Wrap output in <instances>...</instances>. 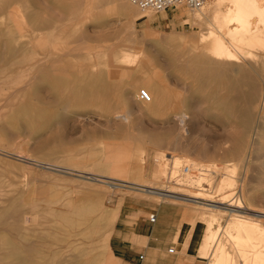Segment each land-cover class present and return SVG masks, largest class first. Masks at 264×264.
<instances>
[{
	"label": "rangeland",
	"instance_id": "obj_1",
	"mask_svg": "<svg viewBox=\"0 0 264 264\" xmlns=\"http://www.w3.org/2000/svg\"><path fill=\"white\" fill-rule=\"evenodd\" d=\"M208 1L203 11L218 0ZM206 19L198 23L185 8L145 12L129 0H0V264H124L110 239L125 210L146 208L149 220L161 204L196 225L198 264H210L201 251L207 233L230 214L182 194L206 189L208 200L225 203L218 187L236 169L233 202L243 198L242 209L264 213V66L223 74L179 59L173 46H199ZM141 47L133 72L116 78L109 66L96 67L106 62L101 52L121 53L123 63V51ZM142 88L151 102L139 100ZM174 156L190 162L178 171ZM202 172L209 182L200 184ZM102 176L137 182L130 186L138 190H114ZM170 189L177 198L161 195Z\"/></svg>",
	"mask_w": 264,
	"mask_h": 264
},
{
	"label": "bare ground",
	"instance_id": "obj_2",
	"mask_svg": "<svg viewBox=\"0 0 264 264\" xmlns=\"http://www.w3.org/2000/svg\"><path fill=\"white\" fill-rule=\"evenodd\" d=\"M130 3H131V1H130ZM203 7L201 9H199V10H195L194 11L195 17H196L198 23H200L201 20L204 19L205 16L207 18L206 19L207 21L205 23L206 24V31L207 32L202 33V35L200 36V38H199V46H195V47L191 48L192 46L189 47V42H186L185 40H181V39L180 40L183 41V43H185V44H183L181 42L180 44L178 43V45H176L174 43V41L177 43L179 40L178 39L174 40L175 38L174 39H172V38L170 39L171 40L170 42H172V43H174L176 45L175 47L173 45L172 46H173V49L175 48V51L177 52V54L180 55L182 53V55L180 56L179 59H181V60L182 59H185V60L187 59L186 61H189L190 64L191 63H197L199 65H202L203 64V66L204 65H208V66L212 67L213 69H215V71H217L218 73H223V74L226 73V72H232L236 68H241V69L242 68H244V69H248V68H250V69H256V68H258L260 66H264V0H218L216 2V4L213 5V7H211V9L208 7L209 9H208L207 12L206 11H203ZM16 16H15V18H16ZM20 21H21V19H20ZM51 22H54V21L51 20ZM51 22L48 21V23H51ZM57 22H60V21H57ZM61 23H63V22H61ZM73 25H75L77 27L76 24H73ZM70 26H72V25H70ZM49 27H50V25H49ZM49 27L47 25V28H49ZM43 28L44 27H42V29ZM74 30H77V29H74ZM34 34H36V33H34ZM70 35H72V34H70ZM36 40H37V38H36ZM68 40H70V39H68ZM176 47H177V49H176ZM141 48L143 49V47H141ZM142 49L139 50V51H137V52H132V51L131 52L130 51L127 52V51H123L124 53H122V54L125 55V56L122 57V58L125 59V61L123 63H120V60H119L121 58V53L120 54L119 53H115L113 55H109V53L101 52V53H99V59H100V61L105 60L106 62L105 63H100L96 67L97 68L98 67L99 68H102L103 66H105V67L106 66H109L106 69L107 72L109 74H112V75L115 74L116 78H118L117 76L120 77L121 75L130 73L131 71L133 72L132 66L135 65V63L137 62V60H138L139 57H141V56L144 55V52L145 51H144V49L143 50ZM130 54H132V55H130ZM111 57H112V61L113 62L110 61V58ZM148 62L150 63L151 61H148ZM189 63H187L188 64L187 67H189ZM150 64H152V63H150ZM186 65H184V66H186ZM190 66L193 67V64L190 65ZM192 67H190L189 69H191ZM144 68L146 69L147 67H144ZM148 69H149V67H148ZM149 70L151 71V69H149ZM149 70L147 72L150 73ZM146 71L144 72L143 70H140V69L138 70L137 69L135 72L139 73V75H141V74L144 75L146 73ZM202 77H203V75H202ZM13 78L14 77H12V79ZM27 78H28V76H27ZM208 78H209V76H208ZM30 80H32V79H30ZM147 84L152 87L153 86V80L151 82L148 81ZM263 87H264V85H263ZM254 88H255V86H254ZM98 92H96V93H92L91 92L92 94L89 95L90 101L93 102L94 104H96V100H97V97H98V94H97ZM104 94H105V96H107L108 93L104 92ZM244 94H246V91H245ZM247 94H249V93H247ZM253 95H255V93ZM252 96H251V98H252ZM68 103L66 105H69L70 104V103L69 104ZM246 104H244V105H246ZM260 105H261V103H260ZM70 107H71V105H70ZM65 108H67V107H65ZM257 109H258V106H257ZM66 110H68V109H66ZM131 111L129 110L128 112L125 113V116H124L125 119L130 120V116H132V115L129 112H131ZM185 118H186L185 115H182L181 116V120L182 121H184ZM159 157H160V155H159ZM186 157L187 156H185V157H183V156H174L172 158V162H173L174 168L176 170L178 169V171H179L180 164L181 165L182 164H186L187 165V163L190 162L187 159L188 157L187 158ZM203 164L204 163H202V165ZM210 164L212 166L213 163H210ZM189 165H188L187 168L186 167L184 168V171H185V175L186 176L189 175L188 173H189V171L192 168ZM192 165H193V162H192ZM236 166H238V165H236ZM162 167H164V166H162ZM205 167H207V165ZM238 167H240V166H238ZM238 167H236V168H238ZM233 168H231V169H233ZM238 169L240 170V168H238ZM162 171L164 172V170H162ZM232 171H236V172L226 173V174L224 172L225 175L222 176L223 179L221 181L220 186L218 187L219 188V192L222 193L223 191H226V193H227L223 197V200L224 201L227 200L225 203H219L218 204V203H215V202H213L211 200H208V197L210 196V194H208V192H206V189L203 190L204 192L201 191V190L200 191H192L190 195H189V193H188V195L182 194L183 195V197L181 196L182 197V200H186V201L188 200L190 202H194V203H196V204H198L200 206L208 207V208H210V207L215 208V207L221 206V208L225 209V211L230 214V218H229L230 220L228 221V223L225 225L224 228H221L219 226L218 228H214L213 229V223H215V222L218 221V219L215 218L213 220V222H212V227L210 228V230L207 233V237H206L204 246L202 247L201 251H202V254L204 256H207V258H209L210 264H264V225L262 224V220H263L262 218H264V213H260V212H257V211H254V210L248 209V208L242 209V207H246L243 198L240 199L238 197L233 202V200L235 198V194L237 193V192L235 193V190H234L236 188L235 176L237 174V169L236 170H232ZM229 172H231V170ZM185 175H184V178H185ZM207 175H209V173ZM195 178L196 177H194V179ZM205 178L207 179L208 177H206L204 175V172L200 173V177H199L200 184H202L201 182H203ZM102 179L106 180L108 182V184H109V187L113 188L114 190H115V188H118V187H125V188L127 187V188H133L135 190H138L137 188L131 187L132 186L131 184L138 185L137 182H130V185H131L130 186V185H128L129 184V181H126V180L124 181V180H119L117 178L105 177V176H102ZM180 180H181V178H180ZM187 180H182V182L183 183L184 182L186 183ZM206 181L209 182V179H207ZM161 195L164 198H177L174 195L172 189L167 190L166 193L161 194ZM209 199H210V197H209ZM229 201H231L232 204H231V202L228 203ZM224 204H227V206H225ZM228 204H230V205H228ZM88 208L86 207V209H88ZM95 208H96V206H95ZM91 210H89V211H91ZM74 211H77V210L74 209ZM89 213L92 216V211L89 212ZM78 214L80 216V213H78ZM50 219H52V218H50ZM46 220L47 219H45V221ZM57 224H59V223H57ZM55 225H56V223H55ZM221 232L224 233L227 236V238L229 239V242L232 244L231 249H229L228 248L229 246L227 247V245L224 242H222V240L220 238ZM210 241H213V242L215 241L216 242V244H214V247L213 248L210 247L211 246L210 245V243H211ZM210 249H212V250H210ZM38 258H39V256H38ZM47 259H49V258H47ZM41 260H42V258H41ZM45 260L43 259L44 262H45ZM237 260H239V262Z\"/></svg>",
	"mask_w": 264,
	"mask_h": 264
},
{
	"label": "crops",
	"instance_id": "obj_3",
	"mask_svg": "<svg viewBox=\"0 0 264 264\" xmlns=\"http://www.w3.org/2000/svg\"><path fill=\"white\" fill-rule=\"evenodd\" d=\"M168 204H161L154 212L155 222L147 220L146 208L125 211L124 227L116 226L110 245L124 264H198L195 253L196 225H187ZM138 213L137 215H135ZM175 250L169 252L168 248ZM174 252H176L174 254ZM140 255L144 258L140 259Z\"/></svg>",
	"mask_w": 264,
	"mask_h": 264
},
{
	"label": "built area",
	"instance_id": "obj_4",
	"mask_svg": "<svg viewBox=\"0 0 264 264\" xmlns=\"http://www.w3.org/2000/svg\"><path fill=\"white\" fill-rule=\"evenodd\" d=\"M132 5L140 10L148 11L151 13L158 14L170 10L172 8H185L190 11H195L201 9L208 0H130ZM138 98L144 103H149L152 101V95L150 91L146 88H142L138 93ZM184 166V165H183ZM187 168V166H185ZM150 221H156V214H150ZM169 252H173V248H169ZM144 256L140 255V259Z\"/></svg>",
	"mask_w": 264,
	"mask_h": 264
}]
</instances>
